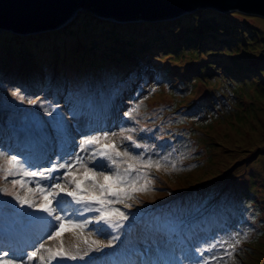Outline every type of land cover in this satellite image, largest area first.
Instances as JSON below:
<instances>
[{
	"label": "rangeland",
	"instance_id": "1",
	"mask_svg": "<svg viewBox=\"0 0 264 264\" xmlns=\"http://www.w3.org/2000/svg\"><path fill=\"white\" fill-rule=\"evenodd\" d=\"M78 12L81 14L71 19L67 26L29 33L32 36L36 35L41 43L29 50L22 49L21 54L23 51L30 55H35L38 51H45L46 55H52L54 51L59 50L61 53H67L69 58L96 47H101L100 50L108 49V47L115 48L133 34L124 29L125 25L140 20L124 21L121 23L123 26L117 27V31L113 25V23L117 24L116 21H106L107 19L100 17L90 9H80ZM153 23H158L161 26L158 30L164 33L160 34L155 30L153 33L159 37L158 41L163 44V47L156 45L149 50L140 51L135 57L130 56L123 59L128 61L138 58V60H132L134 69L131 68V71H134L133 75L137 76L139 85L130 87L120 94L119 99H114V106L110 108V111L117 113V120L113 124H109L105 131L100 127H93L89 130L85 129V133L79 134V137L83 139L104 132L110 134L114 132L117 133V136L113 137V140L118 144L120 150L130 152L134 151L133 147H130L131 142L121 143L118 134L121 128L135 127L137 131L133 134H137L141 140H147L153 144L148 148L152 147L157 150L164 142L169 143L172 147L174 146L173 140L168 136H165L163 142L150 135L149 131L142 132L140 129L149 130L151 128L143 124L146 122L144 117L153 116L158 105L161 103L171 105L174 101L176 105H179L181 111H186L191 116L190 118L182 117L181 124L179 123L182 132V134L179 133V136L182 137L181 151L186 148L184 162L180 163L181 158L171 151L165 155V150L161 151L155 159L154 154L150 156L156 160L160 159L162 155H170V159L178 161V166L181 165L182 167L179 168L182 170L169 177L171 180L167 178L168 172L164 170L158 172L156 174L158 185L161 186L167 179V181H171V186L164 191L154 193V190L157 189V183L154 182V190L136 193L137 199L151 202L154 196L170 195L172 199L169 205L174 201L180 204L181 201L187 203L190 200L192 203L190 207L181 205L182 209L174 212V218L170 220V223L182 225L188 221L183 216H190V225H194L199 216L192 215L194 211H190V209H194L196 206L199 209H204V204L200 199L204 191L211 189L209 186H214L208 202L216 204L212 212L218 213L221 218H227L225 234L229 238L235 233L243 235L244 232H247L246 227L250 228V232H247L248 238L242 240L247 244L243 245L241 242L234 264H264V16L239 10L224 12L209 7H200L181 13L174 18L158 20ZM2 31L6 32L4 35L6 48L0 50V53L10 50L16 40L15 37L27 36L8 30ZM2 31L0 30V32ZM170 51L174 52L171 53V59L168 56L164 59L163 55L166 56V52ZM137 62L139 63L138 68L135 67ZM143 62L148 65L144 67ZM169 63L183 67L179 66V71L171 68L170 73H167ZM224 66L229 69L221 68ZM199 68L203 71L198 74ZM129 70L125 77L130 73ZM185 72L193 73V79H190L189 83L187 77L175 78L179 73ZM138 74H141L142 77L139 78ZM200 74L205 77H201ZM32 76L36 80L40 77L37 72L32 73ZM40 84L41 91L38 94L45 92L47 88L46 82ZM11 88L0 81V117L4 109L13 108L15 104L23 102L24 107L28 109L26 111L14 110L11 115L3 116V119L8 121V118L13 117L16 121L24 122V125H29L33 130L38 131L49 126L55 133L62 131L58 127L64 128L71 124V119L60 115L51 114L46 119H42L38 115L39 109L44 113V105L49 100L48 102L60 104L61 111L69 108L76 111L77 103L70 105L66 99H62L63 97L54 100L51 95L34 99L38 96L35 94L31 98L37 101L35 103L37 105L29 106L30 103H27L30 101L29 98L22 93L10 92ZM167 91L168 93H166ZM67 96L69 95L67 94ZM23 105H19L20 108ZM135 105H140V108L134 121L129 119L125 113ZM16 113L28 116L34 114L35 117L30 119L22 115L21 118H15ZM160 113L171 114L166 110L160 111ZM129 123H133L132 126L127 125ZM55 124L56 127H54ZM9 128L15 130L12 125ZM162 131L165 132L162 125L160 128L155 127L156 133ZM169 132L170 130H167L161 135H168ZM81 154L85 158L89 155L87 152ZM93 163H90L89 167H92ZM95 170L97 172L106 171L101 168ZM63 171L65 170L55 174L60 176ZM152 173H156L155 168ZM4 186L5 182L0 180V187ZM7 186L11 188L10 183ZM230 190L246 197L235 198L238 206L246 210V216L243 213L238 216L233 211L225 214L216 210H221L219 206L223 205L219 203L222 199L227 198L223 194ZM2 193L0 192V196H3ZM4 197L12 196L5 195ZM16 205L18 206L19 203ZM22 207L20 206V208ZM117 207L125 209L123 205H117ZM163 209H166V206ZM93 215L96 214L84 213L81 219H91ZM45 216L44 213L43 217ZM178 216L181 217L177 218ZM150 222L154 227L159 228L156 218L150 219ZM92 224L95 222L88 225L84 234L93 233ZM105 228L111 230L107 226ZM160 229L164 230L163 226H160ZM175 233L171 229L166 231L169 239ZM136 234L142 235L148 234V232L141 230ZM205 235V240L195 244L189 254L200 258V253L196 249L207 248L210 244L215 243L216 237L212 240L208 233ZM97 238L101 239V242L106 241V238H103L99 233ZM46 240L47 236L40 243ZM52 243L55 242H48L49 245ZM168 244L171 245L172 242ZM222 251L219 248L213 249L212 254H219ZM209 254L204 252L205 256ZM172 258L179 260L181 256L173 255ZM195 264H199V262L197 261Z\"/></svg>",
	"mask_w": 264,
	"mask_h": 264
},
{
	"label": "snow or ice",
	"instance_id": "2",
	"mask_svg": "<svg viewBox=\"0 0 264 264\" xmlns=\"http://www.w3.org/2000/svg\"><path fill=\"white\" fill-rule=\"evenodd\" d=\"M139 108L140 105H135L125 115L135 120ZM136 131L135 127L121 128L118 135L121 143L129 141L130 147L144 150L138 155L120 150L113 140L117 133L104 132L81 140L79 149L81 153H89L86 158L77 154L74 159L58 165L53 164L43 170H31L33 166L27 157L21 159L17 155L0 151V180L5 182V186L0 187V192L14 197L21 206L26 205L45 213L46 216L41 219L49 230L47 241L40 243L39 247L31 252L24 248L11 247L9 251H3L5 245L0 242V264H17L18 260L21 264H33L34 261H38V264H60L64 259L82 260L89 251H99L118 239V236H114L108 245H105L98 240H90L84 235V230L93 222L98 231H103L104 226L112 230L122 228L124 221L128 220V215L117 205L130 208V201L137 199L136 193L154 190L155 180L151 175L153 168H163L165 172L182 170L178 167V161L170 159V155L156 160L151 156L145 159L144 153L148 152L149 148L148 145L137 142L133 135ZM140 131L149 130L141 128ZM90 163H93L92 167H89ZM96 168L106 171L97 172ZM61 170H65L62 175H54ZM8 183L11 188L7 186ZM84 213L96 215L91 219H80ZM66 232L71 233L87 247L82 249L79 242L65 246L63 236ZM247 238V232L243 235L235 233L229 239L217 240L207 248H197L196 251L200 253L199 264H234L239 246L242 240ZM47 242L55 243L49 245ZM217 248L223 251L212 254L213 249ZM10 252L14 258H8ZM204 252L210 254L205 256Z\"/></svg>",
	"mask_w": 264,
	"mask_h": 264
},
{
	"label": "trees",
	"instance_id": "3",
	"mask_svg": "<svg viewBox=\"0 0 264 264\" xmlns=\"http://www.w3.org/2000/svg\"><path fill=\"white\" fill-rule=\"evenodd\" d=\"M89 8L93 11L94 6H82ZM153 17V16H152ZM139 18V17H138ZM141 18V17H140ZM155 18V17H154ZM54 23L52 19L44 21L40 26H51ZM112 23V22H110ZM125 25L124 29L132 32L130 38L126 39V41L122 42L119 46L112 48L108 47V49L100 50L101 47L93 48L92 50L88 52L83 53H77L71 57L68 58V54L64 52H60L59 50H56L53 52L52 55H46L47 53L45 51H38L35 55H30L29 53H26L23 51V54H21L22 49H28L31 47H35L41 43V41L37 38V36L27 35V36H18L15 37V41L13 42L11 48L7 52L0 53V77L4 73H8V79H11V83H13L15 80L19 79L20 81H31L33 82L34 77L31 73H40L45 76L49 75V78L53 79V84L58 88L61 86L63 82V77L66 75L70 77V79H75V77L72 76V73L74 71L82 73H89L88 76H94L93 72H102V71H117V72H124L128 69L134 68V65L131 63L130 60L126 61L123 60L124 58L135 57L137 53L144 50H149L152 47H155L156 45H161L163 47V44L160 43L159 37L154 33V30L160 34L163 33V31L158 30L161 28V26L158 23L153 22H140V23H131ZM115 29L118 31L117 27H121L120 23L115 24ZM160 26V27H157ZM149 32V33H148ZM0 32V41H4V48H6V41L4 39L5 33ZM124 34V33H122ZM164 34V33H163ZM15 35V34H14ZM1 49V50H2ZM167 55L165 57H169L171 59V53H174L172 51L166 52ZM110 60V61H109ZM109 61V63H107ZM170 61V60H169ZM165 66V64H163ZM179 66L183 67L182 65H171L169 63V68L166 70L167 73H170V69L174 68L176 71H179ZM124 67V69H123ZM225 67V68H224ZM221 67L224 70L229 69L228 67L224 66ZM219 69V67H216ZM213 69V68H212ZM203 69H198V74L201 73ZM115 75V74H114ZM12 76V77H11ZM201 77L202 74H200ZM130 79L133 77V73H130ZM181 77H187L189 78L188 83L191 81L190 79H193V73L190 74L189 72L185 73H179V75H176L175 78L179 79ZM120 77L116 78L118 80ZM128 78V77H127ZM127 78L125 81H127ZM16 82V81H15ZM20 84L19 82H17ZM168 85V84H167ZM173 92V91H172ZM165 103H161V106H163ZM179 106V105H178ZM158 108L160 105L157 106ZM164 107L168 109V106H163L161 109L163 110ZM198 107V105H197ZM171 108V106H170ZM214 186L210 187V190L205 191V196L203 197V201L206 199H209L210 194L212 192V188ZM241 194V193H240ZM236 194L232 190L230 192L223 194L226 195L227 198L222 199V201L219 203L223 205L222 207L219 206V209H217L220 212H223L225 214H229V212L233 211L235 214H237L236 207L232 205L233 202H236L237 198H246L242 194ZM235 200V201H234ZM216 204L212 203L211 209H215ZM244 216H246V212L244 210Z\"/></svg>",
	"mask_w": 264,
	"mask_h": 264
},
{
	"label": "water",
	"instance_id": "4",
	"mask_svg": "<svg viewBox=\"0 0 264 264\" xmlns=\"http://www.w3.org/2000/svg\"><path fill=\"white\" fill-rule=\"evenodd\" d=\"M83 5H93L97 15L108 19L141 17L146 21H158L200 7L264 16V0H0V28L29 34L67 26L71 19L81 14L78 10L89 9ZM50 19L54 21L51 26H40Z\"/></svg>",
	"mask_w": 264,
	"mask_h": 264
},
{
	"label": "bare ground",
	"instance_id": "5",
	"mask_svg": "<svg viewBox=\"0 0 264 264\" xmlns=\"http://www.w3.org/2000/svg\"><path fill=\"white\" fill-rule=\"evenodd\" d=\"M3 45H4V41H3V40H1V41H0V50H1L2 48H4V46H3ZM70 234H71V233H67V232H66L64 235H65L66 237H69V236H70Z\"/></svg>",
	"mask_w": 264,
	"mask_h": 264
}]
</instances>
